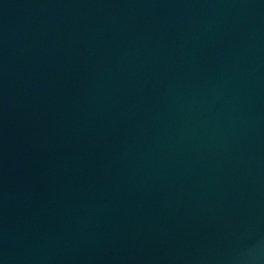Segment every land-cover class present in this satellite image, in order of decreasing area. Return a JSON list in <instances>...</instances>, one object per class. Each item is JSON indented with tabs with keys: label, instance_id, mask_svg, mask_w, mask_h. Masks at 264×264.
Segmentation results:
<instances>
[{
	"label": "water",
	"instance_id": "1",
	"mask_svg": "<svg viewBox=\"0 0 264 264\" xmlns=\"http://www.w3.org/2000/svg\"><path fill=\"white\" fill-rule=\"evenodd\" d=\"M0 264H264V0H0Z\"/></svg>",
	"mask_w": 264,
	"mask_h": 264
}]
</instances>
